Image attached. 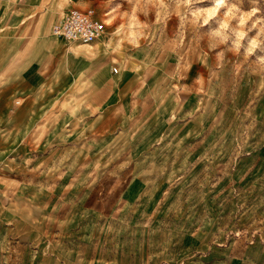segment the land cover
Listing matches in <instances>:
<instances>
[{
    "label": "rangeland",
    "instance_id": "1",
    "mask_svg": "<svg viewBox=\"0 0 264 264\" xmlns=\"http://www.w3.org/2000/svg\"><path fill=\"white\" fill-rule=\"evenodd\" d=\"M0 264H264V0H0Z\"/></svg>",
    "mask_w": 264,
    "mask_h": 264
},
{
    "label": "crops",
    "instance_id": "2",
    "mask_svg": "<svg viewBox=\"0 0 264 264\" xmlns=\"http://www.w3.org/2000/svg\"><path fill=\"white\" fill-rule=\"evenodd\" d=\"M94 16H95L96 19H98V18L96 17V15H95V12H94ZM59 19H60V18H59ZM59 19H58V18H55V19L50 23L49 26L51 27V25H52L53 23L57 22ZM43 25H44V21H43V23H42V27H41V33H42V35H44V34H43V32H44V26H43ZM39 27H40V24H38L37 29L35 30V32L38 33V28H39ZM50 27H49V30H50ZM37 33H36V37H38V36H37ZM46 36H47V35H46ZM49 36L53 37L56 41H58V42H60V43H64L63 40H60V39H58V38H55V37L52 36L51 34H49ZM36 37H35V39H36ZM35 39H34V40H35ZM32 41H33V40H32ZM32 41H31V42H32ZM31 42H30V43H31ZM30 43H29V44H30ZM71 43H73V42H71ZM75 43H77V42H75ZM75 43H73V44L68 43V44H66V45H70V46H71V45L84 46V45H82V44H80V43H77V44H75ZM29 44H28V45H29ZM52 44H53V45L50 46L52 51L46 53V54L44 55V57L39 61V63L37 64V66H36L35 68H34V67L26 68V69H24L23 71H21V74H20V71L17 70L18 65L20 64V62H21V60H22V58H23L25 52H24V54L22 55V57H21L16 63H14V64L10 67V69L8 70L7 74H6L5 77H4L3 84H4L5 87H8V91H9L11 94H19L20 96H21V95H23V96H25V95H29V96H34L35 99H36V98H39V97L43 96L45 93H48L49 91L53 90L55 87L59 88V86L63 84L64 79H63V80L58 79V84H57L56 86H53L52 89L47 90V91H45L44 93H41V94L39 95V92H38L39 90H38V89L41 87V85H42L46 80L52 78V76L54 75V73H55V71H56V69H57L58 62H59L58 54H59L60 57H63V56H64V53H65V51H66V49L63 48V47H61L59 43H57V42H53ZM86 44H87V43H86ZM88 45H89V44H88ZM27 47H28V46H26V49H27ZM91 47H93V46H91ZM26 49H25V51H26ZM75 51H76V52H79L78 50H75ZM58 52H59V53H58ZM79 53H80V52H79ZM80 54H81V53H80ZM71 55H74V54L72 53ZM71 55H68V56H71ZM68 56H67V57H68ZM81 56H82L83 58H86V59H87V57H85L84 55L81 54ZM102 57H103V56H102ZM100 63H101V60H100ZM101 65H102V64H101ZM102 66H104V65H102ZM104 67H105V66H104ZM105 68H106V67H105ZM14 69H15V71L13 72L12 77L10 78V73H11ZM84 73L90 75L88 72H84ZM106 75H107V74H106ZM90 76L93 77L92 75H90ZM104 77H105V76H104ZM104 77H93V79H94V80H100V79H102V78H104ZM10 80H11V81H10ZM70 80H71V79H69L68 82H69ZM10 82H11V84H12L13 87L11 86ZM68 82H66V83H68ZM27 98H28V97H27ZM6 101H11V99H10V98H5V99H4V102H6ZM7 105H8V103L6 102V103L3 105L2 109H1V110H4L3 115H4L5 111H6V106H7ZM17 110H18V108L15 109V111L13 112L12 115H14L15 112H16ZM28 111H29V110H28ZM28 111L24 114V117H28ZM10 116H11V115H10ZM24 117H23V116H20L19 120L22 119V118H24ZM18 122H19V121H18ZM18 122H17V123H18ZM15 124H16V123H11V124H9V125L13 126V125H15ZM5 125H8V124H5ZM6 127H7V126H6Z\"/></svg>",
    "mask_w": 264,
    "mask_h": 264
},
{
    "label": "built area",
    "instance_id": "3",
    "mask_svg": "<svg viewBox=\"0 0 264 264\" xmlns=\"http://www.w3.org/2000/svg\"><path fill=\"white\" fill-rule=\"evenodd\" d=\"M102 30V22L95 18L91 8L82 10L71 8L50 27L51 34L60 37L64 42L80 44L93 41Z\"/></svg>",
    "mask_w": 264,
    "mask_h": 264
},
{
    "label": "bare ground",
    "instance_id": "4",
    "mask_svg": "<svg viewBox=\"0 0 264 264\" xmlns=\"http://www.w3.org/2000/svg\"><path fill=\"white\" fill-rule=\"evenodd\" d=\"M52 35V34H51ZM52 36H54V35H52ZM55 38H58V39H60V40H62L60 37H58V36H54ZM58 42V41H57ZM73 43H75V42H73ZM73 43H70V44H73ZM75 44H77V43H75ZM51 45H53V44H51ZM50 45V46H51ZM82 45H88V44H82ZM68 55H71V52L70 51H68V50H66L65 51V53H64V56L63 57H67ZM72 56V55H71ZM70 60V59H69ZM72 66V65H71Z\"/></svg>",
    "mask_w": 264,
    "mask_h": 264
}]
</instances>
